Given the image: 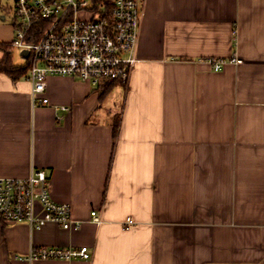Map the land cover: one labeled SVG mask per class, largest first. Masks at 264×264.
I'll use <instances>...</instances> for the list:
<instances>
[{
  "label": "crops",
  "instance_id": "1",
  "mask_svg": "<svg viewBox=\"0 0 264 264\" xmlns=\"http://www.w3.org/2000/svg\"><path fill=\"white\" fill-rule=\"evenodd\" d=\"M13 5L0 0L7 44ZM136 56L104 94L50 76L45 105L0 73V178L45 170L83 222L0 221V264H28L32 244L92 252L40 264H264V0H143Z\"/></svg>",
  "mask_w": 264,
  "mask_h": 264
},
{
  "label": "built area",
  "instance_id": "2",
  "mask_svg": "<svg viewBox=\"0 0 264 264\" xmlns=\"http://www.w3.org/2000/svg\"><path fill=\"white\" fill-rule=\"evenodd\" d=\"M143 0H110L111 7L94 9L89 0H14V37L9 50H29L33 105L50 104L46 95L50 76H68L104 87L113 81L127 82L137 62L136 49ZM44 27L35 41L34 27ZM213 70L228 62L239 64V57L209 58ZM68 111V106H55ZM58 120L62 116H57ZM49 178L43 169L32 168L27 177L0 178V221L26 222L37 229L48 222L63 229H80L82 221L72 215L71 205L55 201L50 193ZM40 207V209H38ZM40 210V212L38 211ZM91 222L100 225V211L92 210ZM86 245L30 247L28 264L48 260L91 259Z\"/></svg>",
  "mask_w": 264,
  "mask_h": 264
},
{
  "label": "trees",
  "instance_id": "3",
  "mask_svg": "<svg viewBox=\"0 0 264 264\" xmlns=\"http://www.w3.org/2000/svg\"><path fill=\"white\" fill-rule=\"evenodd\" d=\"M93 7L97 11H100L101 7L105 5L108 9L111 7L110 0H92ZM44 27L43 23L36 25L34 27L35 34L32 38H28V40L35 41L38 39L39 34L41 33L42 28ZM10 44L4 43L0 41V73H5L9 77L12 78L13 81H17L19 79L25 78L28 76L29 68H30V58L21 56L24 59V63H18L14 59V52L9 50ZM114 82V81H113ZM113 84H109L105 86L104 92H108ZM118 127H114V134H117Z\"/></svg>",
  "mask_w": 264,
  "mask_h": 264
},
{
  "label": "rangeland",
  "instance_id": "4",
  "mask_svg": "<svg viewBox=\"0 0 264 264\" xmlns=\"http://www.w3.org/2000/svg\"><path fill=\"white\" fill-rule=\"evenodd\" d=\"M91 2V0H89ZM14 59L16 62L23 64L24 59L21 57L20 52L18 50H14Z\"/></svg>",
  "mask_w": 264,
  "mask_h": 264
},
{
  "label": "water",
  "instance_id": "5",
  "mask_svg": "<svg viewBox=\"0 0 264 264\" xmlns=\"http://www.w3.org/2000/svg\"><path fill=\"white\" fill-rule=\"evenodd\" d=\"M21 54H22L23 56H28V54H29V50L24 49V50H22Z\"/></svg>",
  "mask_w": 264,
  "mask_h": 264
}]
</instances>
